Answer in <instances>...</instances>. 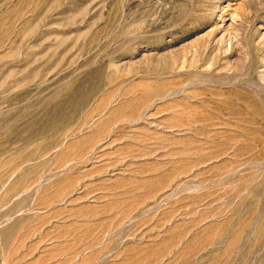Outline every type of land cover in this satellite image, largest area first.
Segmentation results:
<instances>
[{
	"label": "rangeland",
	"instance_id": "obj_1",
	"mask_svg": "<svg viewBox=\"0 0 264 264\" xmlns=\"http://www.w3.org/2000/svg\"><path fill=\"white\" fill-rule=\"evenodd\" d=\"M0 264H264V0H0Z\"/></svg>",
	"mask_w": 264,
	"mask_h": 264
}]
</instances>
